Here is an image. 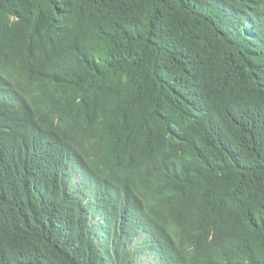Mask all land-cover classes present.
<instances>
[{"label": "trees", "instance_id": "1", "mask_svg": "<svg viewBox=\"0 0 264 264\" xmlns=\"http://www.w3.org/2000/svg\"><path fill=\"white\" fill-rule=\"evenodd\" d=\"M0 264H264V0H0Z\"/></svg>", "mask_w": 264, "mask_h": 264}]
</instances>
